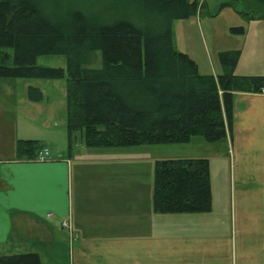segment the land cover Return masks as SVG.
<instances>
[{
    "label": "trees",
    "instance_id": "trees-1",
    "mask_svg": "<svg viewBox=\"0 0 264 264\" xmlns=\"http://www.w3.org/2000/svg\"><path fill=\"white\" fill-rule=\"evenodd\" d=\"M252 2L242 14L264 20V0ZM204 7L201 0H0V77H67L69 151L77 142L114 148L188 143L195 136L223 140L233 135L235 93L264 92V75L234 73L238 58L232 53L220 54L223 74H203L195 59L175 47L174 22ZM96 51L100 67L91 66ZM50 54L65 55L67 69L37 63ZM28 97L41 101L44 94L29 86ZM44 147L40 139H19L15 157L37 161ZM153 209L211 211L209 159L156 160ZM0 264L42 259L26 252L1 255Z\"/></svg>",
    "mask_w": 264,
    "mask_h": 264
},
{
    "label": "crops",
    "instance_id": "crops-1",
    "mask_svg": "<svg viewBox=\"0 0 264 264\" xmlns=\"http://www.w3.org/2000/svg\"><path fill=\"white\" fill-rule=\"evenodd\" d=\"M224 20V32H233L234 19ZM198 28L199 17L173 24L175 47L197 62L188 47ZM1 131L3 255L37 252L42 264H264V92L234 95L233 135L214 142L220 147L209 160L212 210L206 213H156L153 185L138 171L118 168L100 171L90 203L73 211L74 179L83 173L84 180L87 170L73 174L71 159L52 143L47 161L16 159L17 141L6 144ZM114 148L91 155L137 154L136 146ZM68 218L72 231L61 224Z\"/></svg>",
    "mask_w": 264,
    "mask_h": 264
},
{
    "label": "rangeland",
    "instance_id": "rangeland-1",
    "mask_svg": "<svg viewBox=\"0 0 264 264\" xmlns=\"http://www.w3.org/2000/svg\"><path fill=\"white\" fill-rule=\"evenodd\" d=\"M226 2L227 0H205L206 7L198 16H194L202 19L203 30L198 28V33H194L192 44L188 48L197 57L200 72L223 74L225 68L220 54L232 53L238 58L234 73L264 75V20H249L242 14L245 6L253 4L252 0L251 3L250 0H229L231 5L222 7ZM253 6L259 8V5ZM226 18L234 19L235 25L232 27H243L245 32L230 31L226 34L222 29ZM37 63L41 66L67 69L65 55H41L37 58ZM101 64V52L96 51L91 66L100 67ZM29 86L39 87L43 91L44 97L41 101L29 99ZM66 89L67 77L60 79L0 77V128L8 145L11 141L16 142L19 139H41L50 150V155L53 151L48 145L52 143L56 152L60 151L62 156L71 159L73 174L76 169L87 170L84 180L83 173L74 179L73 211H77L83 201L90 203L89 189L99 182L100 171L107 172L115 168L131 169L136 173L140 172L141 178L153 185L156 160L189 157H205L210 160L213 157V148L220 147L218 143L208 142L202 136H195L188 143L136 146L131 148L137 152L133 158L96 157L91 153L103 152L100 149L107 148H89L80 142L69 151ZM80 145H83V149H89L90 157L88 154L84 155L86 150H81ZM114 149L116 148L110 151H116ZM2 248L0 246V256L3 255Z\"/></svg>",
    "mask_w": 264,
    "mask_h": 264
},
{
    "label": "built area",
    "instance_id": "built-area-1",
    "mask_svg": "<svg viewBox=\"0 0 264 264\" xmlns=\"http://www.w3.org/2000/svg\"><path fill=\"white\" fill-rule=\"evenodd\" d=\"M51 158L50 150L47 147H44L37 156V161H47ZM51 215V213L49 214ZM62 227L70 229L72 231L71 219H65L62 221Z\"/></svg>",
    "mask_w": 264,
    "mask_h": 264
}]
</instances>
